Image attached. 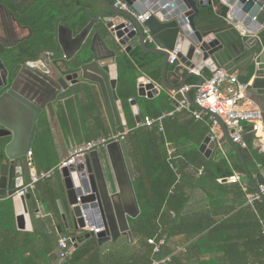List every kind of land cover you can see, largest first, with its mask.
<instances>
[{"label":"water","instance_id":"1","mask_svg":"<svg viewBox=\"0 0 264 264\" xmlns=\"http://www.w3.org/2000/svg\"><path fill=\"white\" fill-rule=\"evenodd\" d=\"M99 2L101 7L77 35L63 25H57L56 40L58 51L64 56L62 60L19 62L13 58L5 61L0 58V137L10 138L0 151L1 197L12 196L24 185V159L32 149L40 115L50 104L73 97L75 86L86 84L96 88L113 135H117V128L125 124L116 93V53L109 45L111 42L126 53L136 44L146 53L163 57L159 81L148 80L144 84L147 80L144 76L137 79L138 97L152 99L159 94L161 85L177 91L186 85L188 77L197 78L195 85L199 86L204 78L198 73L207 70L212 74L220 68L230 74L240 72L243 75L251 70L248 98L264 94V0H222L231 16L230 23L224 20L223 24L200 15L199 7L210 6L211 0ZM121 5H125L126 10L120 9ZM143 14H148V19L142 23L138 17ZM12 23L18 29L22 28L8 4L0 0V53L7 47L5 38ZM238 26L245 34L237 29ZM25 28L32 34L30 27ZM145 30L153 38L151 45L145 42ZM174 50H178L177 63L172 72H168L169 56ZM195 90L196 87L191 89L187 100L200 109L191 97ZM257 107L264 113L262 104ZM131 110L139 124L135 100L131 101ZM215 119L223 134L219 142L225 141L235 150L245 177L257 190L258 185L264 184V168L253 179L238 146L231 140L233 132L228 131L218 117ZM217 149V142L211 140L209 134L201 151L209 157ZM60 176L73 229L68 227L60 202L58 205L65 229L74 242L72 251L90 237L95 238L99 246L116 242L121 236L132 241L128 221L138 217L140 209L133 188L135 174L124 139L76 159L62 169ZM29 198L26 194L17 201L22 207V214L16 217L20 229H24L25 220L29 221ZM91 225L97 226L99 231H86Z\"/></svg>","mask_w":264,"mask_h":264},{"label":"trees","instance_id":"2","mask_svg":"<svg viewBox=\"0 0 264 264\" xmlns=\"http://www.w3.org/2000/svg\"><path fill=\"white\" fill-rule=\"evenodd\" d=\"M4 1L12 11L18 13L19 7L14 5L13 0ZM212 2L213 5L203 8V14L200 15H206L216 24H223L228 8L219 0ZM100 7L99 0H68L65 2L63 15L68 19L74 32L79 33ZM37 18L28 11L23 20L38 34L37 42L56 41L57 24L54 14L44 22L38 21ZM262 37L264 39V34ZM109 45L116 53V92L122 102L128 129L124 140L135 174L133 188L140 209L139 216L128 221L135 242L117 240L99 246L97 240L90 237L79 243L67 262L153 264L155 261L169 258L170 261L165 264H264V197L255 200L252 205L245 206L246 195L253 194L256 190L244 176L242 163L235 150L230 149L229 162L221 158L219 153L214 159L194 158L192 172L185 170L186 165L178 166L176 161H168L165 140L171 138L167 133V123L178 113L162 119L161 126L164 127V131L157 123L151 127H142V124L136 125L129 102L136 93L139 71L152 80L159 81L163 57L146 53L136 44L129 53L113 42ZM251 76L252 71L249 70L247 75L240 77V81L247 83ZM196 83V80H193L190 85ZM74 95L77 98L80 96L84 98L80 109L91 135L85 143L110 135L99 111L96 88L80 84L74 87ZM140 107L141 120L145 117L156 119L170 113L173 110V103L170 97L161 94L151 104L146 103L144 108L146 113L142 111L141 104ZM179 114L189 115L195 121L207 125L209 129L207 117L196 120L187 112ZM42 122L41 114L38 125ZM120 131L123 132V128H120ZM253 139L254 135L246 127L242 134V141L246 147L238 146V149L251 177L255 179L260 169L264 168V152L253 149ZM7 143L8 138L0 137V151ZM36 144L32 148V154L37 158L39 150ZM58 164L59 162L54 163L40 172L51 170ZM234 173L242 176L241 182L246 185L245 190L239 184L226 182ZM56 176L60 175L55 174L51 179L40 182L50 181ZM59 187L60 185L53 186L55 193L60 190ZM195 188H202L206 192V208L191 212L188 207L189 192ZM29 195L27 205L33 214L37 209L38 199L32 197L30 193ZM6 203L12 208L11 199H7ZM10 232L14 233V237L21 236L22 240L5 239L0 247V255L6 257V252L16 251L17 246L22 243L25 247H31L30 255L27 258L21 257L18 264L63 263L60 259L62 249L58 241L61 237H70L68 233L57 235L53 227L45 225L40 237L35 233L20 234L14 230ZM150 239L155 242L164 240L158 252H154L153 246L148 244ZM35 242L39 244V250L32 248ZM9 254L11 260L16 259V254ZM18 256L20 257V254Z\"/></svg>","mask_w":264,"mask_h":264},{"label":"crops","instance_id":"3","mask_svg":"<svg viewBox=\"0 0 264 264\" xmlns=\"http://www.w3.org/2000/svg\"><path fill=\"white\" fill-rule=\"evenodd\" d=\"M107 1H109L110 3L115 2V0H107ZM212 5L213 2L211 0V6ZM58 6L59 5L56 6L55 11L53 13L54 16L56 17L55 21L57 25L59 21L57 17L63 15L62 5L60 7ZM205 7L208 6L199 7L200 14H203L202 9ZM40 8H41L40 6L39 8L37 6L31 7L30 13H32L33 17H38L37 18L38 21L40 20L41 22H44L45 20H48L49 17L42 14ZM14 14L16 15L15 12ZM234 17L237 18L238 16L236 15ZM121 49L124 50L123 48ZM175 65L170 64L168 66V72H172ZM235 73L238 75L239 79L240 77L245 76L240 72H235ZM198 74L201 75L204 79H207L211 75L207 70H204ZM140 76H144L147 80L153 81L147 75L139 71L138 78ZM170 79L172 81H175V78L173 76H170ZM193 80H196V82L198 81L197 78L195 77H188L186 81V85H190V83ZM116 85H117V79H116ZM136 88H137V83H136ZM171 92H172L171 90H169L168 88L162 85L159 87V94L157 96H154L152 99L138 97L136 92L134 98L129 100L130 108H131V101L135 100L138 113L140 116V111H141L140 104L142 106V111L146 113L147 111H145L144 109L146 103L151 104V102H154L161 94H165L169 98ZM193 95L194 93L191 92L192 99H193ZM250 100L252 102L251 106L257 107L258 104H262L264 107V94L259 93V95H252ZM83 101L84 98L82 96H80V98H77V96L74 95L73 97H70L64 101L54 102L50 104L47 107V109L42 113L43 122L41 125H38V121H37V130L35 133V138L32 146L33 148L34 144H36L35 142H37L36 146L37 149L39 150V156L37 158L33 154L31 156L34 168L37 172L45 170V168L47 167L48 168L51 167L54 163H58V162L60 163L61 161L67 159L68 157H70L74 148H78L82 146L87 141V139L91 137L88 128H86V122L84 121L85 118L82 115L80 109ZM98 101H99L98 105L100 107L99 111L101 113V117L107 125L106 127L108 129L109 134H112L110 131L108 119L104 111L103 103L99 94H98ZM119 101L121 102L120 98ZM154 112L157 111L154 110ZM132 116L134 118L136 125L142 124L143 120H141V118H140L141 122L138 124L135 120L133 113ZM124 120H125V116H124ZM124 123H125L124 125L117 128V135L121 133H124L125 135L127 133L128 129L126 126V120L124 121ZM120 128H123V132L120 131ZM161 128L164 131V127L161 126ZM167 133L168 136L171 138V140H165V148L168 156V161L174 160L177 162L178 166L186 165L187 168L185 170L188 172H192L194 158H197L198 160H200L201 158H204L205 160L214 159L216 155L219 153L221 158L229 162V158L231 155L230 149L232 147L225 141L221 142L220 149L218 148L217 150L212 151L209 157H205L204 153L201 151V146L204 143V139L210 133L209 129L207 128V125H203L202 123L195 121L189 115L179 114V113L175 114V116L171 119V121L167 123ZM9 141L10 138H8V142ZM252 147L253 149L258 150V148L254 143V139L252 141ZM104 149L105 148L100 149L98 151H102ZM262 169H260L259 173H261ZM240 177L242 176L240 175ZM27 181H28V174L25 168L24 184ZM226 182L230 183L227 180ZM219 183L221 182L219 181ZM54 185H60L59 187L60 190L57 191V193H55V190H53ZM29 193L31 194L32 197L38 199L37 200L38 204H37V209L34 211V213L33 214L30 213L29 221L25 220L24 229L18 228L16 222V217L22 214V207L20 204L17 203L19 199H12L9 198L8 196L2 197L4 199L0 201V247L3 245L5 239L22 240L21 236L14 237V233L10 232L11 230L19 232L20 234L29 233L34 235L35 233L36 236L40 237L44 232V225H45L47 227H53L57 235L67 234L68 232L65 229L64 226L65 223L63 221L62 213L60 211L58 202H60V205L63 209V213L65 215L69 229H73L72 220L70 216V207L67 203L65 191L62 186L61 176H56L54 177V179L50 181L40 182L34 187L33 190L29 191ZM7 199L12 200V208L6 203ZM206 201H207V195L204 189L202 188L193 189L192 191L189 192V202H188L189 211L194 212V211L204 210L206 208ZM246 205L247 202L245 203V206ZM97 228H98L97 226L91 225L90 227L87 228L86 231H89L91 229L95 230ZM59 230L61 231V233H59ZM118 240L129 241V239L125 236H121ZM129 242L133 243L135 242V240L132 239V241ZM29 248L31 247H25L22 245V243H20L17 246L16 251L14 250V251L6 252L7 253L6 257L4 255H0V264H18L20 262L19 260L21 257L27 258L30 255ZM32 248L39 250L40 246L37 242H35ZM9 253L16 254L17 255L16 259L11 260L9 256L11 254ZM19 254L20 257L18 256Z\"/></svg>","mask_w":264,"mask_h":264},{"label":"built area","instance_id":"4","mask_svg":"<svg viewBox=\"0 0 264 264\" xmlns=\"http://www.w3.org/2000/svg\"><path fill=\"white\" fill-rule=\"evenodd\" d=\"M120 9L126 10V6L121 5ZM147 19L148 14L138 17V20L142 23ZM224 20L230 23L231 16L227 13ZM237 29L242 34H245V30L241 26H238ZM145 35V42L147 44H153V38L148 34L147 30H145ZM177 53L178 50H174L170 53L169 64L175 65L177 63ZM147 82L148 80H146L144 84ZM193 87H196V90L193 92V102L200 109L194 108L187 100V94ZM249 88L250 82L244 83L240 81L236 73L230 74L220 68L207 79H204L203 83L199 86L185 85L177 91H172L170 99L173 103V110L156 119L145 117L142 126L151 127L157 123L161 127V122L164 117H169L180 112H187L196 120L207 117L211 140L217 142V146L220 149L221 142H219V140L222 138V132L215 119V117H218L223 122L226 129L233 132L231 134V140L234 144L245 147L242 141V134L244 129L248 127L249 132L254 135L256 147L259 151L264 152V115L258 107L251 106L252 102L248 98ZM121 139H124V133L118 135L110 134L106 137L84 143L82 146L74 148L70 157L61 161L53 169L44 172H37L35 170L31 159L32 152H28L24 162L28 174V181L9 198L19 199L25 196L29 191L34 189L38 182L51 179L55 174L60 175L62 169L68 167L78 157L103 149L109 143ZM199 173H201V170ZM227 181L241 185L244 190L246 188V185L241 182L239 174H233ZM261 197H264V184L258 185L255 193L246 195L247 204L252 205L255 200H259ZM1 200L2 197L0 196V201ZM89 231L97 233L99 229H91ZM148 244L153 246L154 252H158L159 247L164 244V240L161 239L155 242L153 239H150L148 240ZM58 245L62 249L60 259L62 262H65L70 258L74 242L71 237H61L58 241ZM169 261L170 259L167 258L162 261H155L153 264H165Z\"/></svg>","mask_w":264,"mask_h":264},{"label":"flooded vegetation","instance_id":"5","mask_svg":"<svg viewBox=\"0 0 264 264\" xmlns=\"http://www.w3.org/2000/svg\"><path fill=\"white\" fill-rule=\"evenodd\" d=\"M67 1L68 0H13L12 2L14 5L19 7L18 13L15 16L20 20L22 28L18 29L14 23L11 24V28L8 32L9 34L6 37L7 39L5 38V46L7 47L3 49L2 53H0V58L4 61L13 58L15 61L19 62H25L28 59H42L48 62L62 60L64 56L58 51L59 46L57 40H53V42H37L38 34L34 31L31 25L23 20L27 16L31 7L37 6L39 8L40 6L42 14L50 17L54 13L57 5H59L58 7L62 5V8L64 9L65 2ZM75 12L76 11H72V13ZM57 19H59L58 25H63L72 30L74 36L78 34L70 27L68 19H66L64 15L57 17ZM25 27H30L32 34ZM19 40L24 41L17 43Z\"/></svg>","mask_w":264,"mask_h":264}]
</instances>
